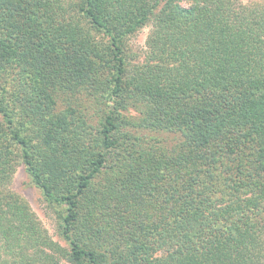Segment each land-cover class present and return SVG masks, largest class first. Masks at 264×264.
Listing matches in <instances>:
<instances>
[{
  "label": "trees",
  "instance_id": "trees-1",
  "mask_svg": "<svg viewBox=\"0 0 264 264\" xmlns=\"http://www.w3.org/2000/svg\"><path fill=\"white\" fill-rule=\"evenodd\" d=\"M151 1L0 0V264H60L55 254L72 264H264V0H192L189 7ZM148 20L147 64L131 79L133 95L161 110L147 129L172 134L173 142L128 135L108 115L99 145L119 149L128 188L151 186L128 192L129 216L114 225L119 234L104 247L74 234L79 201L106 163L103 151L93 155L94 168L59 194L66 204L64 248L9 188L19 162L12 140L25 141L5 117L18 90L23 116L40 128L43 146L63 147V155H52L53 178L69 179L65 154L74 165L73 146L89 136L88 106L72 105L71 97L60 102L68 91L77 99L112 60L118 95L129 63L125 40ZM23 159L34 171L27 153ZM36 182L51 195L45 181ZM244 184L252 196L239 195Z\"/></svg>",
  "mask_w": 264,
  "mask_h": 264
},
{
  "label": "rangeland",
  "instance_id": "rangeland-1",
  "mask_svg": "<svg viewBox=\"0 0 264 264\" xmlns=\"http://www.w3.org/2000/svg\"><path fill=\"white\" fill-rule=\"evenodd\" d=\"M240 1L244 4H252L262 2L263 0ZM178 3L184 7H189L196 2L192 0H178ZM150 30L151 20H148L146 24L136 30L134 35L125 40V56L129 63L124 67L123 89L118 95H115L113 92L117 68L114 65L115 62L112 60L109 65H101L103 68H99V74L96 76L93 84L87 88H83L78 93L80 94V98L74 99L73 97L75 95L70 94L75 93L68 91V93H65L67 100L64 101L62 99L60 102V104H68V99L71 97L72 105L76 106L78 104L82 106L85 104L88 106L86 113L89 117L87 123L89 136H87L82 146L80 144L81 147H78L77 144L73 146L75 152L71 153L70 157L71 159H76L74 160V165L69 164L70 162L67 160L70 159L69 155L65 154L67 157L63 166L64 170L71 175L68 174L69 179L57 180L53 178L51 169L55 168L56 164L52 155H63V147L61 144L54 145L51 152L50 148L43 146L40 128L35 126L30 119L23 116L20 106L21 103L17 94L18 90L15 87L17 90L16 99L18 101L16 100L12 114L5 117V120L13 119V128L25 142L22 144L16 138L12 140L13 151L19 162L11 176L9 188L29 206L31 211L36 215L45 234L53 241L59 242L64 248L68 247V241L62 233L64 226L62 217L66 214V204L59 198V194L70 192L78 181V177L88 174L94 168L91 163L93 155L99 151H103L102 153L105 155L106 163L100 171L95 173L84 196L79 201L78 228L75 229L74 234L80 232L83 237L96 240L104 247V245H107V241H111V237L115 239L119 234L115 231L114 225L119 221L123 223L126 217L129 216V213L123 208V205L131 203L133 200L132 195L128 192L142 194L143 190L149 189L151 186V183H149V186L144 189H141L139 186L128 188L126 184L128 172H125L124 164L119 162V156L122 155L119 149L108 152L103 150L99 145L97 131L108 115L115 117L117 123L120 124V129L126 131L128 135H140L144 141L152 144L156 143V140H153L156 136L161 139L164 138L163 141L169 144L173 142L172 134L164 133L155 135L147 129L148 127L156 125L159 116L162 114L161 110L157 112L158 109L150 101L147 99H136L133 95L137 90L133 88L131 79L134 77L136 68L147 64V59L145 58L147 55V40ZM102 36L104 38L107 37L106 35ZM15 83H17L16 79ZM132 99L136 100L132 101ZM72 101H75V103ZM143 129H146L145 131L147 132L144 133ZM88 141L89 143H87ZM25 153H27L34 171L29 170V166L26 164L25 159H23ZM36 176L49 185L51 195H48L38 185ZM245 185L239 188V195L242 197L245 195L252 196L253 193H250V190L247 189L248 186L246 185L245 187ZM262 205H264V202ZM260 225L264 231V222ZM132 231L133 228L129 232L132 233ZM121 233L122 236H125L127 231H121ZM259 235L261 241L264 242V234ZM262 249L260 250L261 252L256 250V254L259 252V254L264 255V250ZM46 251L48 254H51L50 251ZM54 256L60 264H72L64 256L57 254ZM263 260L264 258L261 259V261Z\"/></svg>",
  "mask_w": 264,
  "mask_h": 264
}]
</instances>
